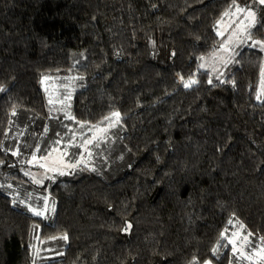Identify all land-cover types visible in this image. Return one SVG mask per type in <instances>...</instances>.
<instances>
[{
	"label": "trees",
	"instance_id": "16d2710c",
	"mask_svg": "<svg viewBox=\"0 0 264 264\" xmlns=\"http://www.w3.org/2000/svg\"><path fill=\"white\" fill-rule=\"evenodd\" d=\"M245 1L0 0V163L45 77L80 85L77 122L124 148L53 187V223L0 192V264H230L233 235L264 239V18L252 40L217 30Z\"/></svg>",
	"mask_w": 264,
	"mask_h": 264
},
{
	"label": "rangeland",
	"instance_id": "374dc122",
	"mask_svg": "<svg viewBox=\"0 0 264 264\" xmlns=\"http://www.w3.org/2000/svg\"><path fill=\"white\" fill-rule=\"evenodd\" d=\"M262 6L264 5H260L258 0H246L238 6L251 8L256 12L257 23L255 27L249 29L250 32H253L264 18V12L260 11ZM236 19L238 22L236 35L242 41L245 39L242 29L248 23L244 19V13L236 11L228 13L219 22L217 30L230 38L231 25ZM250 44L252 45V43ZM228 45L230 46V43ZM234 49V52L237 53L242 51L238 45ZM203 69L211 71L214 76H220L215 63H211L206 68L204 65ZM262 72H264V64L261 70L258 100L264 98V89L261 87L262 79H264ZM42 88L47 96V110L41 109L37 113H28L17 118L14 127L8 132L4 145L6 151L12 154L13 159L9 158L6 162L0 163V192L13 197L12 206L14 208L30 214L33 213L28 210L29 207L37 210L45 209V200H47V209L40 217L53 223L61 199L53 195L52 189L75 169L70 165L76 163V169L91 165L93 169H98L100 172L111 173L115 170L110 157L113 156L112 150L116 153L114 157L116 163H121L124 162V148L119 139L122 134H114L111 130L105 133L107 126L103 129H90L77 122L73 107L76 94L82 88L80 85L73 80L62 83L57 78L50 77L46 80L43 79ZM69 93L71 98L66 99ZM50 99L52 100L51 104L49 103ZM61 101L63 102L61 103ZM68 115L73 119H69ZM115 121L116 124H119L122 119L119 116V119L115 118ZM94 137L95 139H93ZM89 140L91 143L86 145V151L83 145ZM33 157L36 159L33 160ZM44 157H49V159L45 160ZM61 158L64 164L69 165L64 169L67 172L66 175H59L58 172L48 170L52 167L63 168L60 163ZM53 161L56 163L54 164ZM41 164H44L45 167H41ZM21 170L23 173L18 176L17 172ZM123 173L124 171L120 172V174ZM33 177L40 183H35ZM53 207L55 211H52ZM228 243L230 242L228 241ZM230 244L233 247L230 264H264V256L263 260L260 256L262 253L260 250L264 249L263 238L257 241H248L246 249H244L241 236L235 234Z\"/></svg>",
	"mask_w": 264,
	"mask_h": 264
},
{
	"label": "snow or ice",
	"instance_id": "6c2138e0",
	"mask_svg": "<svg viewBox=\"0 0 264 264\" xmlns=\"http://www.w3.org/2000/svg\"><path fill=\"white\" fill-rule=\"evenodd\" d=\"M233 2L235 3V0H233ZM258 3L260 5H264V0H258ZM236 12H238V13H244V19L247 20L248 23L244 26V28L242 29V31L245 33V39L246 40H252V33L249 31V29H251L252 27H255V25L257 23L256 12L253 11L251 8H240L238 6L236 7ZM225 15H228V13H225ZM242 23H243V21H242ZM219 34H221V33L218 32V35ZM257 45H259V47L261 48V50L264 51V41L253 40L252 41V46H257ZM262 77H264V72H262ZM46 79H48V78L45 77V80ZM209 82H211V81H209ZM194 83H196L195 80L186 81V82H184V87L185 88H188V87H190ZM261 87H262V89H264V79H262ZM0 91H3V89H0ZM70 98H71V94L69 93L68 96L66 97V99H70ZM257 98L259 99V95L257 96ZM62 102L63 101H61V103ZM49 103L50 104L52 103V100L51 99L49 100ZM13 114H15V112ZM112 115L115 116L117 118V120L119 119V113H113ZM68 118L69 119H73V117H71L70 115H68ZM93 139H95V137ZM89 143H91L90 140L89 141H86L85 142V145H83L85 147V150L86 151H87L86 145L89 144ZM89 155H91V153H89ZM35 159H36V157H33V160H35ZM43 159L48 160L49 157H44ZM53 163L55 164L56 162L53 161ZM60 163L63 165V168L52 167V168H49L48 170L49 171L58 172L59 175H66L67 172L64 169L68 168L69 165L64 164L62 158L60 160ZM40 166L41 167H45L44 164H41ZM70 167L76 168L77 167V164L76 163H73V164L70 165ZM26 175H27V173H26ZM33 181L35 183H40V181L36 180L35 177H33ZM9 187H11V186L9 185ZM46 209H47V200H45V209L37 210V209L31 208V207L28 208V210L30 212H32L33 215H36V216H42V215H44V211ZM52 211H55L54 207L52 208ZM131 227H132V225L131 224H128V225H126V227H125L124 230L127 231ZM61 238L66 240L67 239V236H64V237H61ZM244 239L247 240V236H245ZM229 242L231 243V241H229ZM213 251L215 252V249ZM260 252L264 253V249H261Z\"/></svg>",
	"mask_w": 264,
	"mask_h": 264
}]
</instances>
